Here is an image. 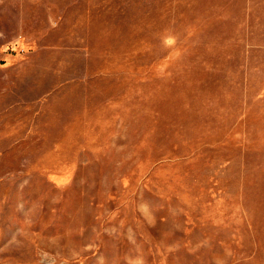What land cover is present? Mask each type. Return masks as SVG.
I'll use <instances>...</instances> for the list:
<instances>
[{
  "label": "rangeland",
  "instance_id": "374dc122",
  "mask_svg": "<svg viewBox=\"0 0 264 264\" xmlns=\"http://www.w3.org/2000/svg\"><path fill=\"white\" fill-rule=\"evenodd\" d=\"M0 264H264V0H0Z\"/></svg>",
  "mask_w": 264,
  "mask_h": 264
}]
</instances>
